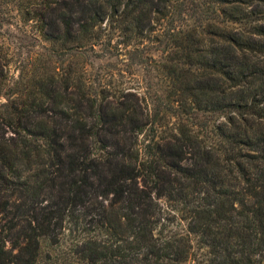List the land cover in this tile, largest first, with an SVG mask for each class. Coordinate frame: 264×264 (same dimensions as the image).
Listing matches in <instances>:
<instances>
[{"label": "trees", "instance_id": "trees-1", "mask_svg": "<svg viewBox=\"0 0 264 264\" xmlns=\"http://www.w3.org/2000/svg\"><path fill=\"white\" fill-rule=\"evenodd\" d=\"M169 2L73 0L68 12L72 13L73 4L78 3L82 14L78 19L82 21L76 26L70 15L58 39L62 46L76 43L79 47H93L99 39L96 27L108 20L117 21L140 42L148 36L146 32L150 34L160 25L158 31L173 42L164 50L166 57L161 62L169 83L163 92L179 111L182 140L181 155L177 160L165 161V165L179 172L176 181L187 180L194 185L193 198H188L190 192L184 193L186 203H191L189 224H195L190 230L214 233L215 224L220 223L216 233L226 237L228 264H241L243 258L235 254L233 240L241 242V252L253 246L254 255L261 257L258 262L264 264V0H210L203 6L200 23L185 26L169 21L176 14ZM210 10L213 13L209 14ZM34 78L25 93L14 92L5 101L0 97V180L12 189L5 204L20 208L21 197H15L14 191L37 190L32 195L33 204L22 213L25 235L11 246L6 237H0V259L9 255L26 260L25 264H39L48 255L45 252L52 251L61 261L51 264H125L118 260L119 250L97 240L82 239L67 245L51 238L50 230L59 224V213L62 215L97 193L103 199L97 200L109 228L116 221L124 224L128 236L151 250V257H157L153 260L146 256L141 264H163L156 243L155 216L161 210L159 199L164 193L148 190L139 182V169L144 163L138 149L129 148L127 163L124 154L114 160L119 153L108 147L106 137L101 138L106 124H125L130 118L128 111L109 117L94 84L88 83L85 70L76 76L73 69L64 73L56 68L53 72L44 69ZM74 95L79 96L78 106L71 111L68 107ZM218 111L223 113V119L214 126L216 142L209 144L197 133L195 118L201 112ZM191 112L192 128L188 115ZM67 125L75 134V141L69 144L60 129ZM146 125L139 118L135 124L137 133L143 132ZM9 131L20 137L10 136ZM53 134L58 138L51 139ZM191 146L192 168L183 165ZM20 158L27 160L25 170ZM160 158L167 160L163 154ZM151 160L154 165H150L149 177L158 182L159 162ZM46 184L55 191L52 195L59 191L63 196L58 209L40 198ZM129 184L135 185L130 192ZM110 195L114 201L107 206L104 201ZM167 198L172 199L171 195ZM124 201L129 202L127 206H117ZM140 201H148L155 209L149 210ZM19 225L16 222L9 229ZM74 251L83 253L73 259ZM186 253L189 256V248Z\"/></svg>", "mask_w": 264, "mask_h": 264}, {"label": "rangeland", "instance_id": "rangeland-1", "mask_svg": "<svg viewBox=\"0 0 264 264\" xmlns=\"http://www.w3.org/2000/svg\"><path fill=\"white\" fill-rule=\"evenodd\" d=\"M209 1L170 0L169 4L176 14L171 15L169 21L176 26H185L194 22L199 24L204 16L203 6L206 7ZM71 2L73 0H0V82L3 87V94L0 97L2 101L14 92L17 93L14 95H18L28 91L33 80L36 79L34 76H38L44 69L53 72L56 68V71L61 73L73 69L76 76H81L85 70L88 83L94 84V88L103 101V109L109 117L112 118L121 110L128 111L130 117L123 125L120 123L116 125L113 122L106 124V127L101 130V138H107L105 140L108 141V147L115 153H119L114 160L124 154L127 163L130 157L127 156L129 148L138 149L140 160L144 163L139 169V182L146 184L148 190L164 193L159 199L161 210L155 216L156 243L160 250L161 263L228 264L226 237L216 233L220 230V223L215 224L214 233L191 232L190 229H193L195 224H189L191 203H186L184 193L190 192L188 198H193L194 185L187 180L183 183L176 181L175 176H178L179 172L165 165V161L177 160L181 155L180 141H182L178 130L179 111L173 107L170 99L163 92L169 83L168 78L162 73L161 62L166 57L164 50L169 49L173 43L172 40L158 31L159 25L158 28L155 26L157 30L152 33L146 32L144 35L148 36L139 42L131 31L122 28L117 21L105 20L102 25L96 27L99 39L95 46L79 47L76 43L62 46V40H59L58 36L63 34L66 19L72 15L71 18L75 20L76 26L82 21L78 19L82 16L78 10V3L73 4L75 9L72 13L68 12ZM208 13L213 12L210 10ZM50 38L58 41L50 40ZM17 81L19 84L15 85ZM78 99L79 96L74 95V100L70 101L69 110H76ZM156 113H159L157 118H155ZM188 115L189 125L192 128V112ZM139 118L147 123L140 134L135 128ZM222 119L223 113L220 111L201 112L195 118V129L206 143L216 142L214 126ZM60 129L67 144L75 141V137H72L75 134L71 132L69 125ZM8 134L15 135L16 139L20 137L13 131H9ZM57 138L56 134L51 136V139ZM192 149L191 146L188 149L190 152L186 153L183 160V165L191 168ZM162 154L167 157V160L160 158ZM20 159V166L25 170L28 166L27 160ZM151 159L159 162L158 170L161 179L158 182L149 177L152 170L150 165H154V160ZM134 187L135 185L129 184V192ZM35 191L37 190L19 188L14 192L15 197H21V209L20 205L7 206L5 201L12 189L5 187L0 180V237H6L9 240L8 246L17 241L18 237L25 235L22 227L25 223L21 221L22 213L33 204L32 195ZM52 192L55 193L46 184L40 198L44 199V204L54 205L58 209L63 196L59 191L55 196ZM169 195L172 199L167 198ZM112 198L113 196L110 195L104 201L107 206L112 200L114 201ZM97 199L103 200L95 193L85 202L72 205L69 210L62 212V215L59 213L60 217L57 219L59 224L52 226L50 230L51 238H57L67 245L82 239L97 240L110 249L119 250L118 260L124 261L125 264H141L146 256L156 260V256L151 257V250L146 246L138 245L136 239L128 236L129 233L124 230V224L116 223V221L111 225L112 228H109L108 218ZM145 202L146 204H143V201H140V204L149 210L155 209L148 201ZM128 203V201L119 202L117 206H127ZM122 210L126 212V208ZM16 222L20 225L9 229ZM113 230H117V233L113 234ZM242 247L239 240H233L235 254L238 253L239 258L243 257L241 264H260L258 260L261 257L254 255L253 246L241 252ZM188 248L189 256L186 253ZM45 253L48 255H44L39 264L61 261L52 251ZM82 253V251H74L73 259L77 254L82 255ZM72 254L73 252L69 256L70 259ZM63 255L66 256L65 253ZM25 263H27L26 260L12 258L9 255L0 259V264Z\"/></svg>", "mask_w": 264, "mask_h": 264}]
</instances>
